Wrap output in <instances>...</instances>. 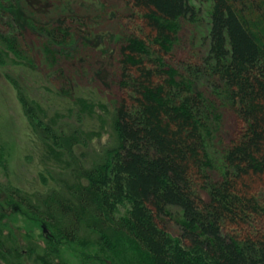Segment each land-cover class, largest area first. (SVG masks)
Returning <instances> with one entry per match:
<instances>
[{
	"label": "trees",
	"instance_id": "1",
	"mask_svg": "<svg viewBox=\"0 0 264 264\" xmlns=\"http://www.w3.org/2000/svg\"><path fill=\"white\" fill-rule=\"evenodd\" d=\"M118 1L125 14L115 20L125 38L108 50L96 49L114 60L106 88L98 81L94 87L82 84L87 73L78 55L96 32L85 17L54 15L26 29L10 13L13 0H0V62L11 56L24 62L20 70L35 74L48 96L36 106L13 81L31 137L27 160H33V175L28 184L3 191L68 243L88 232L106 250L121 243L132 247L145 264H264V0H198L207 3L205 49L177 60L185 77L169 64L178 27L196 22L205 5ZM35 33L37 51L28 41ZM42 58L47 65L37 71ZM201 78L235 115L222 148L223 174L214 180L206 171V133L218 111L196 88ZM103 116L113 143L86 166L81 149L99 124L94 119ZM49 167L67 171V178L51 175ZM170 208L181 217L175 234L165 222ZM29 250L18 259L0 237V252L11 260L40 264L38 249Z\"/></svg>",
	"mask_w": 264,
	"mask_h": 264
},
{
	"label": "rangeland",
	"instance_id": "2",
	"mask_svg": "<svg viewBox=\"0 0 264 264\" xmlns=\"http://www.w3.org/2000/svg\"><path fill=\"white\" fill-rule=\"evenodd\" d=\"M194 1L196 6H205L200 10L196 22L179 25V40L173 47L171 59L169 60V64L176 66L175 68L180 72L179 75L183 77L187 73L184 70L185 65L181 64L179 66L177 60L183 59L188 53L193 54L191 52L197 51L195 54H201L202 49H205L202 44V38L207 30L205 26L207 22L205 14L207 3L200 4L198 0ZM13 5L15 7L11 9L10 13L13 17L17 18V22L21 28L31 27L32 23H48L54 15H78L85 17L89 28L96 32L90 38V42H87L86 49L80 50L78 55V58L84 59V65L81 70L87 73V80L82 84L86 87H94L95 82L98 81L106 88L108 87L110 77L116 71L113 67L114 60L110 55H103L101 51L98 53L96 49L100 47L101 49L105 48L104 50H108L112 46L113 41L123 37L125 29L119 21L115 20L117 14H125V7L120 1L13 0ZM7 26L10 29L11 24L8 23ZM259 31L264 35L263 26H259ZM34 35H30L28 41H31V46L37 51L40 47V39L36 33ZM92 50L95 52H92ZM37 60L38 66L36 65L35 70H45L42 67L46 66L47 63L45 61L43 63V58L42 60ZM4 62H0V237L11 247L13 255L18 259H21L25 254L27 255V251L31 254L29 247L31 245L35 246L39 251L40 264H145L144 262L146 261L142 255L132 247L121 243L116 248L106 250L97 243L96 236L92 233H83L80 240L75 243L63 241L41 219L32 215L18 201L3 191V186L28 184L27 179L33 175L30 172L33 170L31 167L33 160H27V156L29 158L31 156V153H29V149H31V137L29 136L27 120L23 115L16 96V88L13 81L17 82L24 92L26 91L25 94L35 102L36 106L37 103H42L43 100L48 98L44 89L39 87L37 78H35L36 75L34 74L33 76L30 70H20L21 66L24 65L23 63H18L12 56ZM196 64L198 65V62ZM94 79L96 80L93 82ZM201 86L203 87L201 88ZM197 87L203 90L204 96L215 101L214 104L216 106L214 104L213 106L218 111L215 124L212 128L208 127L209 131L206 133V171L211 176V179L214 180L220 178L223 174L221 161L222 148L229 140L235 127V115L229 109L223 95L208 83H205L203 78H201V82L196 83ZM89 109L90 107L88 106L84 113H81L82 119H84L83 115L88 113ZM40 111L42 112V110ZM100 114L102 113L100 112ZM74 117L71 118L72 121ZM94 123L99 124L92 125L95 132L86 135L87 143L81 149L82 153H84L82 158L86 166L98 162L103 157L105 146L107 144L112 145L113 143L108 127V117L103 116L100 121L94 119ZM98 130L100 131L98 132ZM35 156L37 158L36 154ZM51 156L56 163H60L61 160L57 158L55 153L51 152ZM43 157L44 154H42ZM40 160L45 166L46 160ZM49 169V173L56 178H67V171H63L58 167H49ZM168 211L169 215L166 217L165 222L171 233L175 234L179 229L180 212L174 208H170ZM0 263L17 264V261L11 260L7 255L0 252Z\"/></svg>",
	"mask_w": 264,
	"mask_h": 264
},
{
	"label": "bare ground",
	"instance_id": "3",
	"mask_svg": "<svg viewBox=\"0 0 264 264\" xmlns=\"http://www.w3.org/2000/svg\"><path fill=\"white\" fill-rule=\"evenodd\" d=\"M19 1V0H18ZM104 2V1H103ZM107 3V2H106ZM3 4V3H2ZM8 6V5H7ZM101 6V5H100ZM105 8V7H104ZM0 9H1V7H0ZM3 10V9H2ZM85 10V9H84ZM105 10V9H104ZM86 11V10H85ZM100 12V11H99ZM85 13V12H84ZM123 13V12H122ZM79 14V13H78ZM96 15V14H95ZM103 15V14H102ZM95 17H97V16H95ZM94 18V17H93ZM30 20V19H29ZM119 21V20H118ZM39 25V24H38ZM12 27V26H11ZM14 27V26H13ZM28 27V26H27ZM26 27V28H27ZM65 27V26H64ZM113 27V26H112ZM122 27V26H121ZM35 28V27H34ZM66 29V28H65ZM19 30V29H18ZM40 30V29H39ZM52 31V30H51ZM54 32V31H53ZM122 32V31H121ZM1 33V32H0ZM22 33V32H21ZM126 33V32H125ZM71 34V33H70ZM23 35V34H22ZM127 36V35H126ZM49 37V36H48ZM22 38V37H21ZM123 38H125V37H123ZM9 39V38H8ZM74 39V38H73ZM44 41H46V40H44ZM125 42V41H124ZM48 43V42H47ZM49 44V43H48ZM71 44V43H70ZM69 44V45H70ZM34 45V44H33ZM166 47V46H165ZM6 49V48H5ZM12 49V48H11ZM34 49V48H33ZM99 50V49H98ZM147 50V49H146ZM171 50V49H170ZM17 51V50H16ZM85 52V51H84ZM190 52V51H189ZM196 52V51H195ZM98 53H99V51H98ZM150 53V52H149ZM13 54V53H12ZM189 54V53H188ZM202 54V53H201ZM96 55V54H95ZM19 56V55H18ZM0 57H1V54H0ZM20 57H23V56H20ZM23 58H25V57H23ZM102 58V57H101ZM157 58V57H156ZM22 59V58H21ZM36 59V58H35ZM75 59V58H74ZM100 59V58H99ZM25 60V59H24ZM4 62V61H3ZM18 62V61H17ZM83 62V61H82ZM162 62V61H161ZM5 63V62H4ZM15 63V62H14ZM24 63V62H23ZM94 63V62H93ZM31 66V65H30ZM176 67V66H175ZM121 68V67H120ZM180 69V68H179ZM55 70V69H54ZM6 73V72H5ZM9 73V72H8ZM78 73V72H77ZM173 73H175V72H173ZM5 75V74H4ZM9 75V74H8ZM77 75V74H76ZM8 80V79H7ZM48 89V88H47ZM26 90V89H25ZM26 92V91H25ZM19 93V92H18ZM21 94V93H20ZM99 94V93H98ZM59 95V94H58ZM103 95V94H102ZM113 95V94H112ZM26 96H28V95H26ZM30 98V97H29ZM111 99V98H110ZM37 100V99H36ZM74 105V104H73ZM85 105V104H84ZM39 106V105H38ZM35 107V106H34ZM24 108V107H23ZM75 108V107H74ZM226 109V108H225ZM37 111V110H36ZM38 113V112H37ZM59 113V112H58ZM76 113V112H75ZM79 113V112H78ZM39 114V113H38ZM229 114V113H228ZM46 115V114H45ZM113 115V114H112ZM110 116V115H109ZM27 118V117H26ZM44 118V117H43ZM52 119H54V118H52ZM28 120H29V118H28ZM31 121V120H30ZM37 121V120H36ZM41 121V120H40ZM52 121H55V119L54 120H52ZM82 121V120H81ZM49 123V122H48ZM58 124V123H57ZM62 124V123H61ZM65 125V124H64ZM72 125V124H71ZM68 126V125H67ZM41 127V126H40ZM73 127V126H72ZM229 127V126H228ZM38 129V128H37ZM73 129V128H72ZM77 129V128H76ZM39 130H40V128H39ZM42 131V130H41ZM74 131V130H73ZM54 132V131H53ZM75 133V132H74ZM54 134V133H53ZM112 134H113V132H112ZM56 135V134H55ZM48 137V136H47ZM115 137V136H114ZM45 140V139H44ZM52 142V141H51ZM14 145V144H13ZM86 145V144H85ZM51 146V145H50ZM59 149V148H58ZM52 150V149H51ZM63 151V150H62ZM47 152V151H46ZM52 152V151H51ZM54 152H55V150H54ZM57 152V151H56ZM75 153V152H74ZM64 154V153H63ZM102 156V155H101ZM59 157V156H58ZM62 157V156H61ZM67 157V156H66ZM98 157V156H97ZM77 159V158H76ZM84 160V159H83ZM62 163H63V161H62ZM65 164V163H64ZM83 164V163H82ZM68 165V164H67ZM84 165H86V164H84ZM91 165V164H90ZM68 167H70V166H68ZM81 167H82V165H81ZM86 167V166H85ZM95 167V166H94ZM87 168V167H86ZM91 168V167H90ZM75 169H76V167H75ZM50 170V169H49ZM77 170V169H76ZM64 173V172H63ZM52 175V174H51ZM62 175V174H61ZM70 175V174H69ZM72 176V175H71ZM70 176V177H71ZM72 177H74V176H72ZM69 178V177H68ZM21 180V179H20ZM65 180V179H64ZM69 180V179H68ZM75 181V180H74ZM68 182V181H67ZM66 183V182H65ZM76 183V182H75ZM71 185V184H70ZM66 186V185H65ZM78 187V186H77ZM53 189V188H52ZM59 190V189H58ZM63 190V189H62ZM51 191V190H50ZM65 191V190H64ZM208 197V196H207ZM10 226V225H9ZM12 227V226H11ZM24 232V231H23ZM41 233H43V232H41ZM40 237V236H39ZM37 239H39V238H37ZM47 239V238H46ZM40 245V244H39ZM21 246V245H20ZM23 248V247H22ZM20 249V248H19ZM22 256V255H21ZM69 256V255H68ZM19 257V256H18ZM73 258V257H72ZM76 258V257H75ZM26 259V258H25ZM74 259V258H73ZM24 261V260H23ZM7 264V263H6Z\"/></svg>",
	"mask_w": 264,
	"mask_h": 264
}]
</instances>
